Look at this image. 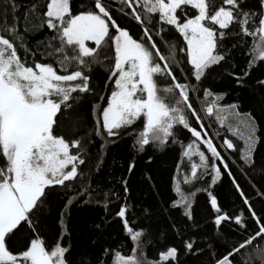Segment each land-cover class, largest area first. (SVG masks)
Here are the masks:
<instances>
[{
    "label": "snow or ice",
    "instance_id": "snow-or-ice-1",
    "mask_svg": "<svg viewBox=\"0 0 264 264\" xmlns=\"http://www.w3.org/2000/svg\"><path fill=\"white\" fill-rule=\"evenodd\" d=\"M262 66L264 0H81L75 11L72 0H0V264H264V182H251L264 181L260 125L205 86L220 69L246 88ZM252 86L264 90V78ZM125 138L135 153L179 145L167 198L149 172L152 198L134 195V156L114 183L93 187ZM225 176L240 200L230 211L214 191ZM89 205L104 215L73 239L71 209ZM113 224L128 254L102 242Z\"/></svg>",
    "mask_w": 264,
    "mask_h": 264
},
{
    "label": "trees",
    "instance_id": "trees-1",
    "mask_svg": "<svg viewBox=\"0 0 264 264\" xmlns=\"http://www.w3.org/2000/svg\"><path fill=\"white\" fill-rule=\"evenodd\" d=\"M22 2H27V0H22ZM81 0H72L73 10L75 11L79 5ZM256 0H250V3L255 4ZM120 23L126 24L127 20H120ZM234 63L236 64L235 68H230V71L240 72L245 64V60L242 56L236 54V58ZM217 73L210 76L205 81V86L210 87L214 92H227L228 96L226 97L224 103L230 102H238L240 105L241 112H252L256 117L257 121L260 125L259 134L264 138V90L257 89L253 87V81L257 78H264V66L254 68L251 72V75L248 78V87L246 88H237L235 85V81L229 77L226 73H222L220 69H217ZM97 83H101V81H97ZM196 107L199 108V104H196ZM85 114H87L88 106L84 107ZM206 125L209 124V118L205 117ZM219 128L218 125L212 124L209 127V132L214 136L215 131ZM221 131V135L225 134L224 129H219ZM186 133H181V135H185ZM230 135V134H229ZM235 143H242L238 141L235 137H231ZM131 140L125 138L122 142H120L117 146L113 147L109 150L107 154L106 161L101 168L99 174H93L92 176V185L97 191H101L104 189L105 184L111 185L114 183L113 177H118L122 174H125L124 168L126 167L129 159L131 157H135L136 161V169H135V192L134 195L139 197H143L145 199H151L152 193L148 191L147 186L143 183V174L145 172L151 173L153 176V181L156 184V189H153V192L156 190L159 191L160 195L157 196V199L167 198L168 193V184L171 174L174 172V166L179 159V145L169 144L166 149L157 150L155 147H148L146 151L143 153H135L131 149ZM216 143H220L217 139ZM222 154L226 157H235V153L224 152L222 150ZM258 155H264V143L259 146ZM151 156L153 158L152 163L148 164L147 159ZM230 162V160H229ZM233 172L237 177L238 182L243 187L244 191L255 200L256 197L253 195V190L249 186L250 178H245L239 172H237L236 168L233 167ZM252 183H256L259 185L264 182L260 180L259 174L256 175L254 180H251ZM215 194L220 199L221 204L226 208V210H231L233 207L240 206V200L235 195L232 190L231 183L227 176L223 178L221 183L215 188ZM205 195L200 194L197 199L196 210L199 212L205 205ZM256 209L259 211L262 207L260 203L255 204ZM58 211V201H52L51 207V215H48L44 221L46 229L48 230L49 237L52 233L55 232L54 227V216ZM104 215L103 209L97 207L95 205H89L84 207L73 206L71 209V216L69 218V226L71 229H74L73 239L77 235L82 228V225L85 222L91 223L92 221L99 222L100 218ZM102 242L105 246H111L113 249H117L118 246L123 245L121 250L124 254H128L130 250V242L125 240L124 235L120 231L118 225L113 224L107 228ZM166 242L168 244H172L175 242L174 237L169 234L167 236ZM149 254H152V250H149ZM99 255V252L93 253V260L95 257Z\"/></svg>",
    "mask_w": 264,
    "mask_h": 264
}]
</instances>
